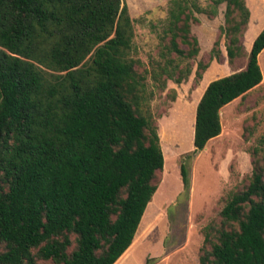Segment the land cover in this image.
<instances>
[{"label": "trees", "instance_id": "trees-1", "mask_svg": "<svg viewBox=\"0 0 264 264\" xmlns=\"http://www.w3.org/2000/svg\"><path fill=\"white\" fill-rule=\"evenodd\" d=\"M223 3L228 56L242 55L246 0L207 7L170 0L163 30L169 50L197 55L196 13L214 17ZM133 37L123 0H0V264H115L134 242L165 155L142 109ZM263 49L264 28L247 66L206 87L196 110V152L221 134L222 108L262 82ZM258 154L249 184L205 227L200 264H264ZM181 173L187 190L185 163Z\"/></svg>", "mask_w": 264, "mask_h": 264}, {"label": "rangeland", "instance_id": "rangeland-1", "mask_svg": "<svg viewBox=\"0 0 264 264\" xmlns=\"http://www.w3.org/2000/svg\"><path fill=\"white\" fill-rule=\"evenodd\" d=\"M123 1L134 25L131 57L144 78L142 109L157 126L165 155L163 170L158 172L159 187L125 264H200L205 227L219 222L231 194L249 184L254 150L264 158V49L258 57L262 82L222 108L221 134L196 152L197 105L211 81L247 66L253 41L264 28V0H246L251 16L242 35L244 53L233 60L228 56L226 38L221 36L225 3L214 17L196 13L191 33L198 38L200 50L188 58L170 51V37L164 36L170 0ZM200 2L204 7L210 4V0ZM182 47L188 49L185 44ZM183 163L189 170L187 190Z\"/></svg>", "mask_w": 264, "mask_h": 264}, {"label": "crops", "instance_id": "crops-1", "mask_svg": "<svg viewBox=\"0 0 264 264\" xmlns=\"http://www.w3.org/2000/svg\"><path fill=\"white\" fill-rule=\"evenodd\" d=\"M138 237V236H137ZM137 244H133L124 252V254L118 259L120 263L118 264H125L126 261L131 258L133 247H135ZM116 264V263H115Z\"/></svg>", "mask_w": 264, "mask_h": 264}]
</instances>
